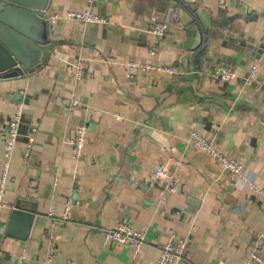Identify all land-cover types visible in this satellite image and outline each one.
Here are the masks:
<instances>
[{
	"label": "crops",
	"instance_id": "crops-1",
	"mask_svg": "<svg viewBox=\"0 0 264 264\" xmlns=\"http://www.w3.org/2000/svg\"><path fill=\"white\" fill-rule=\"evenodd\" d=\"M179 1L202 21L177 0H52L50 15L90 7L108 23L50 19L47 61L0 80V176L9 119L24 105L0 207V264H45L53 199L58 217L71 206L53 264H155L166 244L181 241L173 264H264V198L189 140L202 133L264 184V0ZM158 24L169 27L162 37L150 32ZM133 62L150 68L129 70ZM255 63L259 75L245 85ZM159 65L176 72L151 68ZM222 68L237 78H217ZM73 97L79 104L70 115ZM159 163L179 178L164 203L165 184L153 180ZM18 199L36 203L26 241L6 235ZM122 225L145 233L139 251L105 242V231ZM253 249L262 263L250 260Z\"/></svg>",
	"mask_w": 264,
	"mask_h": 264
},
{
	"label": "built area",
	"instance_id": "built-area-1",
	"mask_svg": "<svg viewBox=\"0 0 264 264\" xmlns=\"http://www.w3.org/2000/svg\"><path fill=\"white\" fill-rule=\"evenodd\" d=\"M93 0H89V3H92ZM52 21H57L60 19L67 20H75L80 22L83 25L88 24H107L108 21L106 18L100 16L95 11H93L90 7H87L83 10H67L63 14H54L50 17ZM169 30L168 25L166 24H158L151 28L150 32L156 37L164 36ZM264 45V43H263ZM142 67V68H150V66L141 64V63H129V70ZM83 68H84V60L79 59L74 63L75 69V78L80 80L83 76ZM151 68L161 70L168 74H175V69L172 66L159 65L152 66ZM259 75V67L258 63H255L251 66L250 71L245 77L244 84L251 85L254 83L255 79ZM217 78H220L226 82L232 81L237 78V73L230 68H222L217 73H215ZM79 104L76 98H72L69 102V114L72 115L75 108ZM24 110V105L19 104L16 111L12 114L9 119L7 129L5 132L4 138V154H3V168L1 170L0 176V207H5L6 204L3 201V194L5 193L6 183L9 177V171L12 164V159L14 155V151L16 148L17 139L20 136V122L22 118V112ZM85 131L83 129H78L75 139L73 143L76 146V155L78 156L82 150V144L84 140ZM189 140L196 144L202 151L207 154L216 157V159L220 162L223 170L230 173L234 176V178L242 183V185L248 186L249 189L255 196H259L264 198V184L258 183L255 178L246 173L243 163L238 160L231 159L225 153L220 152L215 149L213 144L209 141L207 137H205L202 133L198 131H191L189 134ZM34 141L33 135L30 136L28 145L24 152V157L27 160L30 157L32 144ZM153 180L156 182H164L165 187L163 194L160 198L161 203L166 202L168 196L171 193L177 191L179 187V178L174 173L166 168L163 163H159L155 166L153 170ZM71 211V206L68 203L66 209L62 215V217H58L55 215L54 208V199L49 207V211L47 213V218L50 221V230H49V244L46 253L45 264H53V258L56 252V239L55 235L61 226V224L69 219V213ZM146 241L145 233L142 230H137L125 225L119 226L117 228L109 229L105 231V242L109 245H128L139 251L143 244ZM261 243L259 240L256 244ZM185 241H181L178 245H173L172 243H168L164 246L162 255L157 259L155 264H173V262L183 256L185 250ZM250 260L255 261L257 263H262V258L257 254L256 250L253 249L250 251ZM3 257V251L0 249V260Z\"/></svg>",
	"mask_w": 264,
	"mask_h": 264
},
{
	"label": "water",
	"instance_id": "water-1",
	"mask_svg": "<svg viewBox=\"0 0 264 264\" xmlns=\"http://www.w3.org/2000/svg\"><path fill=\"white\" fill-rule=\"evenodd\" d=\"M177 2L181 3L183 11L190 10L202 21L191 3ZM51 4L52 0H0V80L19 79L33 73L47 61L50 53L47 31L52 26ZM196 17L194 15L193 21ZM17 93L16 97L22 98ZM35 206L32 201L16 200L9 217L7 236L21 241L29 238L36 217Z\"/></svg>",
	"mask_w": 264,
	"mask_h": 264
}]
</instances>
